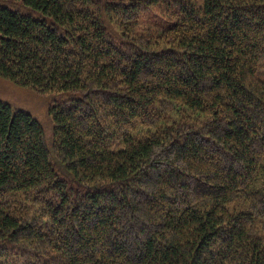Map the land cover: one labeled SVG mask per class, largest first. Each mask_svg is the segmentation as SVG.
I'll return each instance as SVG.
<instances>
[{"label": "trees", "instance_id": "trees-1", "mask_svg": "<svg viewBox=\"0 0 264 264\" xmlns=\"http://www.w3.org/2000/svg\"><path fill=\"white\" fill-rule=\"evenodd\" d=\"M0 264H264V0H0Z\"/></svg>", "mask_w": 264, "mask_h": 264}, {"label": "rangeland", "instance_id": "rangeland-1", "mask_svg": "<svg viewBox=\"0 0 264 264\" xmlns=\"http://www.w3.org/2000/svg\"><path fill=\"white\" fill-rule=\"evenodd\" d=\"M0 100L9 103L13 110L21 108L39 119L45 128L49 146L52 145V123L47 115L50 104L48 95L41 94L33 88L20 87L0 77Z\"/></svg>", "mask_w": 264, "mask_h": 264}]
</instances>
